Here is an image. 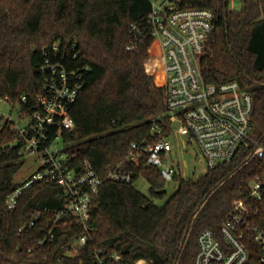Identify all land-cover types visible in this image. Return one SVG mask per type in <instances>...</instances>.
Listing matches in <instances>:
<instances>
[{
  "label": "trees",
  "instance_id": "1",
  "mask_svg": "<svg viewBox=\"0 0 264 264\" xmlns=\"http://www.w3.org/2000/svg\"><path fill=\"white\" fill-rule=\"evenodd\" d=\"M178 1L213 13L199 58L204 80H237L252 94L253 108L249 138L234 155L196 179L176 174L177 187L167 194L159 169L146 164L145 155L137 165L126 158L132 143L160 138L151 131L153 122L163 124L164 136L170 131L161 119L165 77L158 43L144 35L137 48L126 49L130 25L145 23L149 1L0 0V96L11 106L18 103L19 115L31 116L49 75L41 69L45 59L59 63L81 82L69 109L74 128L61 133L68 166L77 168L86 159L102 177L118 164L132 173L130 182L104 178L86 229L72 217L55 218L63 193L52 181L33 183L8 208L6 195L17 187L13 179L23 161L15 131L3 121L0 264H96V254L108 258L111 253L124 264H193L198 235L210 229L221 239L220 226L234 202L247 197L252 181L264 179V0H240L238 9L230 7L231 0ZM139 177L148 194L135 187ZM251 203L256 210L251 225L264 232V200ZM50 229L52 238L33 243ZM83 234L85 244L68 255ZM246 234L245 264H261L259 249Z\"/></svg>",
  "mask_w": 264,
  "mask_h": 264
},
{
  "label": "built area",
  "instance_id": "2",
  "mask_svg": "<svg viewBox=\"0 0 264 264\" xmlns=\"http://www.w3.org/2000/svg\"><path fill=\"white\" fill-rule=\"evenodd\" d=\"M148 1L150 10L145 23L130 25L132 39L126 49L137 48L144 35L158 43L165 77L161 119L170 131L168 136H164L163 124L153 122L151 131L160 138L152 144L132 143L126 158L137 165L145 155L146 164L157 167L164 182H173L178 174V164H175L171 138L181 135L194 144L206 169L229 160L238 146L249 138L253 96L235 79L208 83L201 74L199 58L213 28L210 9L190 3L182 5L178 0ZM53 49H57L56 44ZM41 69L43 72L48 70L49 75L43 91L36 97L31 116H26V124L20 125L10 115L0 116V126L3 121L11 123L16 133L14 142L20 144L19 154L22 157L36 156L40 160L35 172L8 193L5 202L8 208H13L22 191L33 183L52 181L63 193V206L56 212L55 218L62 215L72 217L86 229L92 200L104 178L130 182L132 173L118 164L102 177L86 159L77 168L68 166V154L54 144L61 140L63 131L74 128L69 109L78 96L81 82L74 72H68L49 59H45ZM21 101H26L25 96H21ZM24 116L19 115L20 119ZM262 200L264 179H256L250 183L247 197L236 200L224 217L220 226L221 239L210 229L198 235V251L193 264H245L249 258L246 232L257 245L259 261L264 264V232L250 222L253 211H256L251 201ZM34 219L29 222L30 227L34 225ZM52 236L50 229L33 243L41 245ZM85 242L86 235L79 236L72 242L67 254L75 255ZM95 261L96 264H124L116 253H111L108 258L96 254ZM132 264L149 263L137 260Z\"/></svg>",
  "mask_w": 264,
  "mask_h": 264
},
{
  "label": "rangeland",
  "instance_id": "3",
  "mask_svg": "<svg viewBox=\"0 0 264 264\" xmlns=\"http://www.w3.org/2000/svg\"><path fill=\"white\" fill-rule=\"evenodd\" d=\"M240 0H231L230 7L238 9L240 7ZM20 106L18 103L10 105L5 99H0V116L10 115L15 122L20 125H25L28 117L23 119L19 117ZM173 144V154L175 164L178 166L177 171L182 177L196 179L198 176L206 171V165L194 144H190L183 136L177 135L171 138ZM55 147L63 149L64 144L61 140L55 142ZM23 165L14 176L15 185H21L25 180L31 176L40 164L39 158L36 156L22 157ZM135 187L143 194H148V184L144 178L139 177L134 183ZM177 187V181L165 182L164 190L167 194L172 193Z\"/></svg>",
  "mask_w": 264,
  "mask_h": 264
}]
</instances>
